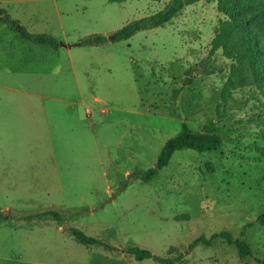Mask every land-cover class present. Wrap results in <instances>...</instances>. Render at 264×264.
I'll return each mask as SVG.
<instances>
[{
	"label": "rangeland",
	"instance_id": "374dc122",
	"mask_svg": "<svg viewBox=\"0 0 264 264\" xmlns=\"http://www.w3.org/2000/svg\"><path fill=\"white\" fill-rule=\"evenodd\" d=\"M170 1L91 0L59 10L51 2L13 9L0 6L18 21L17 26L32 34L51 35L61 47L55 52L35 46L0 23V173L15 167L12 177H0V210L40 208L28 201V170L19 166L22 161L45 160L50 162L43 168L46 192L37 194L42 207L54 204L71 220L74 213L63 207V194H109L103 201L106 212L98 217L108 228L103 240L115 247H138L161 258L171 257L168 251L175 248L185 264H264V225L257 222L264 213V158L256 151L264 147L262 97L255 89L243 88L223 100L231 62L220 50L209 59L212 74L192 71L209 55L214 29L222 19L216 5L201 0L163 27L126 41L109 40L113 32L160 12ZM91 34L105 35L107 43L101 48H64ZM188 76L190 85L184 82ZM27 95L85 98L90 116L85 108L79 114L89 119L91 127L81 134L79 129H47L43 122L30 132L20 111L25 106L20 99ZM209 121L222 137L220 150L177 151L154 180L135 181L115 194L131 172L154 167L163 145L183 122L199 130ZM69 143L73 146L63 151L62 144ZM62 160L80 163L59 168V178L54 162ZM8 178L12 183L7 184ZM19 178L22 185L13 187ZM72 206L78 214L83 211ZM183 215L188 219L177 218ZM11 225L19 224L0 223V264H28L25 259L47 264L85 262L87 248L68 238L66 231L41 228L25 239H42L44 249L24 247L20 245L24 232ZM75 226L94 236L82 228L85 224ZM221 232L246 241L252 256L241 260L235 247L223 239L188 250L196 238L209 239ZM104 255L107 260L98 259L100 264H126L120 262L124 260L157 264L136 262L121 252Z\"/></svg>",
	"mask_w": 264,
	"mask_h": 264
},
{
	"label": "trees",
	"instance_id": "16d2710c",
	"mask_svg": "<svg viewBox=\"0 0 264 264\" xmlns=\"http://www.w3.org/2000/svg\"><path fill=\"white\" fill-rule=\"evenodd\" d=\"M200 1L171 0L160 12L130 22L113 32L112 42L126 41L139 32L163 27L171 22L185 7L197 4ZM207 2L216 5L218 13L222 15V19L218 21L214 29L208 57L203 59L192 71L203 75L212 74L213 70L208 66L209 59L215 52L220 50L222 56L231 62L229 77L221 92L223 100H229L234 91L243 88L255 89L262 97L260 108L264 112V0H207ZM256 10L263 11L256 12ZM261 13L263 16L257 18ZM2 14H5L4 18H1ZM0 22L7 25L11 31L30 44L47 46L54 51H57L60 47L59 42L51 35L32 34L22 26L17 28L18 23L1 9ZM106 43L107 37L105 35L91 34L78 39L74 46L97 48L104 46ZM190 72L188 71V74ZM184 82L186 85H190L192 84V78L188 76L184 79ZM262 138L264 140V129ZM221 147L222 137L214 126L213 121H209L199 130H193L183 122L181 130L163 145L154 167L146 171L136 169L131 172L115 194H120L121 191L135 181L148 183L154 180L159 171L169 165L172 156L177 151L192 150L204 153L218 151ZM256 151L264 158V147H257ZM115 194L111 195L110 200L115 198ZM73 213L77 214L75 211ZM177 218L188 219V216L183 215ZM66 220L67 218L64 214L59 213L55 207H40L35 211L0 210V223L9 221L24 223L52 221L61 226L66 223ZM257 222L260 225H264V213L258 216ZM66 232L78 245L99 247L109 253L121 252L136 262L151 260L157 264L186 263L183 254L175 248H170L168 251V255H172L171 257L161 258L146 249L138 247H115L103 239L86 236L71 226L67 227ZM217 239H223L229 245L235 247L241 260L252 256L246 241L239 238L234 239L228 232L214 234L209 239L198 237L189 244L188 250L191 251L198 244L211 246Z\"/></svg>",
	"mask_w": 264,
	"mask_h": 264
},
{
	"label": "crops",
	"instance_id": "0c3cea01",
	"mask_svg": "<svg viewBox=\"0 0 264 264\" xmlns=\"http://www.w3.org/2000/svg\"><path fill=\"white\" fill-rule=\"evenodd\" d=\"M91 0H0V6H4L7 8H25L26 6L33 4V3H44V2H51L55 6L57 10L60 8H65V7H78L81 3L85 2H90ZM15 12V10L13 11ZM9 15V14H8ZM10 16V15H9ZM11 18V16H10ZM12 19V18H11ZM13 20V19H12ZM18 23L17 20H14ZM1 23V22H0ZM19 26V25H18ZM20 27V26H19ZM8 30L13 33V35L16 37V34L11 31L9 28ZM48 35V34H47ZM12 38H8V45L11 47ZM2 40L0 39V46H1ZM75 43V42H74ZM73 44H67L64 46L66 49H70L72 47H76ZM61 47L55 52H59ZM84 48H89V47H84ZM101 48V47H97ZM54 51V50H53ZM8 53H11L9 51ZM20 100H25V101H20V103H25V106L23 109H20V111H23V114L25 115L24 117V124L27 127L28 131L33 132L36 131L38 128H41L43 125V122H45V126L47 129L49 127L53 128H59V127H65L71 130H76L79 129L81 131L80 133L82 134L83 130L85 128H90L91 123L89 122V119H83L79 111L85 108V98H75V97H66V98H59L55 96H43V95H27V97L22 98ZM95 101H99L98 97H94ZM59 104L62 105V112L60 114V107ZM85 112L88 116H90V110L88 108H85ZM72 115V118L70 116ZM17 116V115H16ZM40 117V118H39ZM63 118V119H62ZM66 141H69L66 138ZM71 147L73 146L72 143L69 144H62V148L65 149L63 151H67L69 149L68 146ZM52 147V144H50ZM68 148V149H67ZM83 164H85V161H82ZM56 167L58 168L57 174L58 177L60 178V170L59 168H65L66 167H72V166H79L80 161H74V160H62L59 162H54ZM21 165L19 166L20 168H25L28 170L27 177L29 179V188H30V194L31 198H27L28 201H33L34 203L40 205L42 207L43 204L40 202L41 197H37V194L45 193L46 188L44 187L45 184V178L46 174L43 171V168L50 167L49 164L50 162L41 160V161H36V160H30V161H22L20 163ZM15 167H8L6 168L5 172L1 171L0 177L3 178V175L7 176H13L14 174V169ZM21 178L15 179L13 187H17L22 185L20 182ZM7 184L12 183V178L7 179ZM70 195H62L61 201L63 203V207L65 208L66 211L69 212H74L73 209H71L73 204L79 206L80 208H83V211L81 213L73 214L72 219L69 220L67 218L66 223L64 225L59 226L55 222L52 221H45V222H30V223H24V222H13L15 224H19L14 227V225H11V228H21L22 232H24V237L20 241V245H24V247H34V248H43V240L42 239H25V235L30 236V234L34 233L36 230H40L41 228H54L57 233H62L66 231L68 226H71L73 228L77 227L75 226V223H78L79 225L85 224L86 226H83L82 228L87 231V233L93 234L94 236L88 235L90 237L94 238H100V239H105L107 237V232L108 228L107 225L104 226L102 223L101 219L98 217L100 213H105L106 212V205L107 203H103L104 200L108 199L110 196L109 194L107 195H88V196H82V193H69ZM31 199V200H30ZM111 204H115V200H111ZM111 205V206H112ZM52 207H56V205H51ZM78 210V209H77ZM72 214V213H71ZM87 216L89 219H84ZM100 226V227H98ZM104 226V227H103ZM100 228V229H99ZM79 230V229H77ZM103 230V232H102ZM80 231V230H79ZM81 232V231H80ZM84 234V233H83ZM66 235L68 238H71L68 233L66 232ZM81 246V245H80ZM84 247V246H83ZM94 246L90 247H85L86 249V257H85V262L81 264H100L98 262V259L106 258L104 255L105 252L102 250V248L96 247L95 249H90ZM28 264H47L44 263L43 261H34V260H24ZM151 261V260H148ZM119 262V261H117ZM120 262H125L126 264H130V261H120ZM144 262V261H143ZM56 264H65V263H56ZM69 264H78V262H72Z\"/></svg>",
	"mask_w": 264,
	"mask_h": 264
},
{
	"label": "water",
	"instance_id": "95a60500",
	"mask_svg": "<svg viewBox=\"0 0 264 264\" xmlns=\"http://www.w3.org/2000/svg\"><path fill=\"white\" fill-rule=\"evenodd\" d=\"M1 18H4V14L1 15ZM18 27H19V26H17V28H18ZM112 39H113L112 37L109 38L110 41H112Z\"/></svg>",
	"mask_w": 264,
	"mask_h": 264
}]
</instances>
